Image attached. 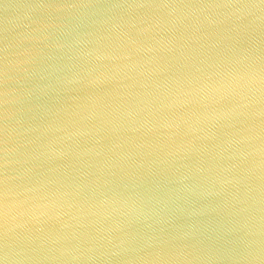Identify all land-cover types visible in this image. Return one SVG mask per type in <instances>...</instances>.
Instances as JSON below:
<instances>
[{"label":"water","instance_id":"water-1","mask_svg":"<svg viewBox=\"0 0 264 264\" xmlns=\"http://www.w3.org/2000/svg\"><path fill=\"white\" fill-rule=\"evenodd\" d=\"M0 264H264V0H0Z\"/></svg>","mask_w":264,"mask_h":264}]
</instances>
